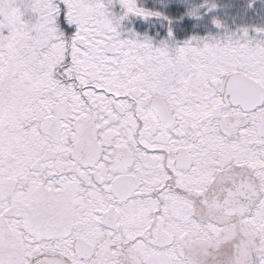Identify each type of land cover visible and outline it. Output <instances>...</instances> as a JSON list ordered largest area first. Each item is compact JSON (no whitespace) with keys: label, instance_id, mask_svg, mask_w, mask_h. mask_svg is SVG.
I'll return each mask as SVG.
<instances>
[{"label":"snow or ice","instance_id":"obj_1","mask_svg":"<svg viewBox=\"0 0 264 264\" xmlns=\"http://www.w3.org/2000/svg\"><path fill=\"white\" fill-rule=\"evenodd\" d=\"M162 7L0 0V264H189L185 245L215 223L189 205L246 197L184 185L243 162L264 182V23L227 22L264 0ZM131 17L169 27L125 38ZM254 199L240 220L264 235Z\"/></svg>","mask_w":264,"mask_h":264},{"label":"flooded vegetation","instance_id":"obj_2","mask_svg":"<svg viewBox=\"0 0 264 264\" xmlns=\"http://www.w3.org/2000/svg\"><path fill=\"white\" fill-rule=\"evenodd\" d=\"M248 14L251 17L250 24L264 23V11H261L260 15H254L252 12ZM163 22L168 23L165 20ZM186 22L188 28H192L195 23ZM177 23L180 22L173 24L177 27ZM198 28V32H201L200 27ZM187 34L189 35L190 32ZM220 155L224 156L226 153H220ZM254 167L255 164L243 162L234 165L235 170L217 169L214 176L205 174L194 182L190 181V183L206 184L205 188L184 185L188 192L197 195L208 193L210 197L213 192L219 194L226 184H237L241 186L240 196L246 197L245 200L232 201L230 206L225 208L206 204L204 201L193 202L189 205L201 220L211 218L215 221L210 225V234L198 230L193 233L194 239L185 245L184 255L188 258L189 264H251L252 255L264 250V235L260 234L259 226L252 220L244 222L240 220L241 214L255 204V194L264 192V182L258 178V173L252 171Z\"/></svg>","mask_w":264,"mask_h":264},{"label":"rangeland","instance_id":"obj_3","mask_svg":"<svg viewBox=\"0 0 264 264\" xmlns=\"http://www.w3.org/2000/svg\"><path fill=\"white\" fill-rule=\"evenodd\" d=\"M138 4L142 7H146V8H152V7H158L161 11L167 13L166 11H168L166 8L162 7V3L163 0H137ZM112 11L119 13L120 12V8L119 5H116ZM219 15L223 16V13H218ZM164 20L162 18H150L148 21H144L140 18H136V17H131L129 20L125 21L122 25L121 31H122V35L125 38L129 37V30H133L134 32L140 33L141 35L143 34H148L150 36H154L157 33H159L160 35H163L164 33H166L167 31V24H164L163 22ZM233 21H235V23L237 24H243V23H250L251 21V17L250 15L247 13V15H244L243 13L240 14H232L228 17L227 22L229 23V25H232ZM173 24L172 27L175 29L176 26ZM189 32L191 35L193 32H198V27H190L189 28ZM201 30V28H200Z\"/></svg>","mask_w":264,"mask_h":264}]
</instances>
